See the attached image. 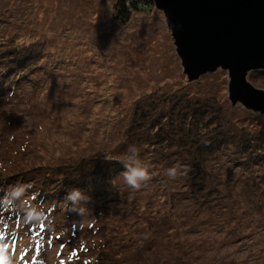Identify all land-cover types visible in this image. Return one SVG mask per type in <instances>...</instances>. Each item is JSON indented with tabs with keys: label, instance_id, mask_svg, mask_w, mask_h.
Returning <instances> with one entry per match:
<instances>
[{
	"label": "rangeland",
	"instance_id": "obj_1",
	"mask_svg": "<svg viewBox=\"0 0 264 264\" xmlns=\"http://www.w3.org/2000/svg\"><path fill=\"white\" fill-rule=\"evenodd\" d=\"M122 13L119 0H0V187L51 185L41 202L65 238L27 254L41 251L45 264H80L89 249L99 264H264V113L230 101L226 70L183 72L153 2ZM247 80L264 89V69ZM211 137L213 149L195 152ZM108 157L148 178L134 188L128 169L97 175ZM64 173L83 188L62 189ZM29 193L7 205L11 225L24 222ZM46 230L31 243L48 245Z\"/></svg>",
	"mask_w": 264,
	"mask_h": 264
},
{
	"label": "water",
	"instance_id": "obj_2",
	"mask_svg": "<svg viewBox=\"0 0 264 264\" xmlns=\"http://www.w3.org/2000/svg\"><path fill=\"white\" fill-rule=\"evenodd\" d=\"M163 11L189 78L221 68L228 97L264 113V89L247 80L264 69V0H151Z\"/></svg>",
	"mask_w": 264,
	"mask_h": 264
},
{
	"label": "trees",
	"instance_id": "obj_3",
	"mask_svg": "<svg viewBox=\"0 0 264 264\" xmlns=\"http://www.w3.org/2000/svg\"><path fill=\"white\" fill-rule=\"evenodd\" d=\"M143 2H146L147 6H151V4H152L151 0H119V5H120V8H121V10L123 12L122 14L128 15L130 10H135V9L140 8V3H143ZM2 89L3 88L0 87V90H2ZM10 95H11V92H10ZM197 109H200V107L194 108V117L197 114V112L200 115H203V113L205 111L204 109L203 110H201V109L197 110ZM139 113H140L141 116L145 115V113L143 111H139ZM216 115H217V113L214 114V117ZM197 142H198V144L195 145V147H197L198 149L195 148V152H196V150L199 152V151H203L204 149H207V148H210V149L212 148L213 149L214 148L213 146L215 144H217L218 141H217L216 138L211 137L204 144H200L198 139L194 142V144L197 143ZM185 146H186V149L188 150V146L186 144H185ZM256 149L259 150V148H256ZM7 152L10 153L11 155H16L18 153V152H16V153L13 152L11 149L7 150ZM188 152L189 153H193L194 151H188ZM187 155H188V153H187ZM135 156H137V155H135ZM102 160H100V161H98L97 163L94 164L93 171L96 172L97 175H99V174L108 175L110 172L125 171V170H127L129 168L134 167V161H131V160H129V161L119 160L116 157H108V158H105V159L103 158ZM262 160L263 159H261V161ZM183 164H185L183 166H185L187 169L189 168L190 174H192L194 172V170L197 172L196 165L194 164V161H192V162L183 161ZM255 164H257V162H255ZM49 173H51V172H49ZM61 173L62 172L59 169H58V171L53 172V174H55L57 177H59V175ZM65 174L66 173H64V175ZM14 177H15L14 174L8 176V178H12V179ZM50 179H51V177H48L49 182H50ZM54 181L55 180H53V182ZM57 181H58V179H56V181L54 183H57ZM42 182H43V184H45V182H47V181L43 180ZM72 183L78 184V185H75L76 188H79V187L83 188L82 187L83 183L81 181H79V179L73 177L72 175L69 177V175L66 174L64 176V179H63V182H62V184L64 185V187L62 189H64L66 186H73L74 187V185ZM79 184H81V185H79ZM46 185L47 184H45V186ZM94 186L102 187V186L97 185V184H94ZM51 189H52V186L49 185V184L47 185V188L44 187V186H41V185L34 184V183L30 184L29 189H24V191L25 192L27 190L32 191V193H29V194H31V196L33 198H31V200H29L28 198H26V200H24V203L27 204V206H25L24 204H23V206L22 205L18 206L22 210L21 212L23 213L24 211H27L28 209L32 208L37 203H40L41 199L46 197L50 193ZM0 191H2L1 187H0ZM5 191H6V188H5L4 191H2L3 192L2 194L6 193ZM98 191H99V194H100L101 190L98 189ZM7 192L11 193V190L7 191ZM95 192H97V191L95 190ZM34 196H37L39 198L37 200H35ZM22 198H25V197L23 196ZM33 200L35 201L34 204L32 203ZM9 202H11V201L8 200L6 203H4L5 211L4 212L0 211V227H4L3 230L1 231V233H3V237H2V239L0 237V239L5 243V245H10L12 249H18L19 247H22L23 243L25 244V242H27V243L31 242L30 239H29V236L31 234H33L34 241L36 239H39L38 234H40V232L38 234H37V232L40 229L41 230H45V229L50 230V232H49L50 243L48 245H46V246H42V248L39 247L38 244H35V245H37L36 248L43 249V250H48L50 248L55 247V245L60 246L65 241V238L62 237V235L57 236L55 230H53L51 227H49V226H51V223L53 222L54 218H48L47 221L46 220L44 222L41 221L40 224H36V225L35 224L33 225V223H25V224H27V226H25V227H28V228H23L22 230H20L19 234L18 233H13L11 231V228L16 227V226H14L13 224L11 225V223L7 219L8 215L10 214V210L7 208V205L10 204ZM16 203H17V200H16ZM50 211H51V209H50V207H48L47 208V216H49ZM33 226H39V227H35L34 228ZM57 238H60V242H57ZM78 246H79V244H78ZM57 248H59V247H57ZM73 248H74V246H73ZM96 249H97L98 252L100 250H102L101 245L98 244V246H96ZM87 251L88 252L83 256V258L79 259L81 261L80 264H99L100 263V258L95 256V255L93 256L90 253V252H92V250L89 249Z\"/></svg>",
	"mask_w": 264,
	"mask_h": 264
},
{
	"label": "clouds",
	"instance_id": "obj_4",
	"mask_svg": "<svg viewBox=\"0 0 264 264\" xmlns=\"http://www.w3.org/2000/svg\"><path fill=\"white\" fill-rule=\"evenodd\" d=\"M170 174H174L173 170H170ZM124 178L128 185L136 188L139 187V181L146 180L148 178V172L144 168L132 167L129 168L125 174ZM23 189L18 186H12V190L10 194L4 195L0 197V208H4V202L6 200H10L13 204L16 200H19L21 196H23ZM80 198L79 191H74L69 199L72 201H77ZM47 208L48 205L43 202L37 203L32 208L24 211V222L25 223H33L40 224L41 221H45L47 217ZM0 264H13L12 256L6 245L0 244Z\"/></svg>",
	"mask_w": 264,
	"mask_h": 264
},
{
	"label": "bare ground",
	"instance_id": "obj_5",
	"mask_svg": "<svg viewBox=\"0 0 264 264\" xmlns=\"http://www.w3.org/2000/svg\"><path fill=\"white\" fill-rule=\"evenodd\" d=\"M20 245V244H19Z\"/></svg>",
	"mask_w": 264,
	"mask_h": 264
}]
</instances>
